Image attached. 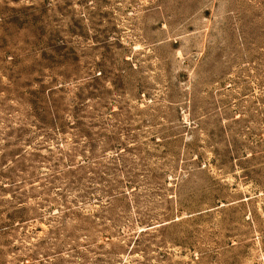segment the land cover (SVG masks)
Returning <instances> with one entry per match:
<instances>
[{"label": "rangeland", "instance_id": "374dc122", "mask_svg": "<svg viewBox=\"0 0 264 264\" xmlns=\"http://www.w3.org/2000/svg\"><path fill=\"white\" fill-rule=\"evenodd\" d=\"M0 264H264V0H0Z\"/></svg>", "mask_w": 264, "mask_h": 264}]
</instances>
